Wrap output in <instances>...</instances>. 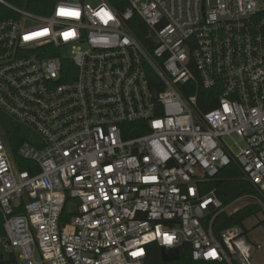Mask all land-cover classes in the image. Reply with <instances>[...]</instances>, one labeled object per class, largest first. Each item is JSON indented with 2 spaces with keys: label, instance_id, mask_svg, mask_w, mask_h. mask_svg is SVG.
Here are the masks:
<instances>
[{
  "label": "built area",
  "instance_id": "built-area-1",
  "mask_svg": "<svg viewBox=\"0 0 264 264\" xmlns=\"http://www.w3.org/2000/svg\"><path fill=\"white\" fill-rule=\"evenodd\" d=\"M4 5L0 113L33 139L19 171L0 137V252L146 264L150 244L188 245L193 261L250 264L240 228L213 236L225 208L201 189L234 164L264 209V0Z\"/></svg>",
  "mask_w": 264,
  "mask_h": 264
},
{
  "label": "trees",
  "instance_id": "trees-1",
  "mask_svg": "<svg viewBox=\"0 0 264 264\" xmlns=\"http://www.w3.org/2000/svg\"><path fill=\"white\" fill-rule=\"evenodd\" d=\"M57 1L59 0H0V23L16 15L14 11L4 4H9L37 14H48ZM139 39L141 40L142 38L139 37ZM202 93L207 96L211 94L210 91H203ZM213 106L214 104L207 109ZM0 136H2L9 145L18 170L23 171L30 168L31 164L29 162H22L15 156V152L20 144L26 141L31 142L33 139L30 130L0 113ZM201 191L203 194L214 192L221 201L223 208L245 196L257 195L255 187L244 179L240 169L234 164L223 168L217 176L204 182ZM261 211V207L257 204H250L243 206L231 214L225 211L218 212L211 223L214 237L220 240L221 233L233 227L240 228L242 235L245 236L246 230L244 222L249 218L256 217ZM69 216L67 211H65L63 218L67 219ZM210 219L211 216H208L207 221ZM163 251L165 255L172 259L166 262L163 261L162 248L157 244L148 245L146 264H227L226 262L193 261L190 257V248L188 245L180 246L174 250ZM0 264H17V261L13 255L0 252ZM231 264H239V262L233 258Z\"/></svg>",
  "mask_w": 264,
  "mask_h": 264
},
{
  "label": "rangeland",
  "instance_id": "rangeland-1",
  "mask_svg": "<svg viewBox=\"0 0 264 264\" xmlns=\"http://www.w3.org/2000/svg\"><path fill=\"white\" fill-rule=\"evenodd\" d=\"M250 204H257L261 207L256 199L244 197L225 207L224 211L231 214L243 206ZM261 210L262 211L258 213L256 217L249 218L244 222L246 230L245 239L251 246L250 264H264V209L261 207ZM257 245H259V247H257Z\"/></svg>",
  "mask_w": 264,
  "mask_h": 264
},
{
  "label": "snow or ice",
  "instance_id": "snow-or-ice-1",
  "mask_svg": "<svg viewBox=\"0 0 264 264\" xmlns=\"http://www.w3.org/2000/svg\"><path fill=\"white\" fill-rule=\"evenodd\" d=\"M58 14H60V15H73V16L78 15V13L68 12L65 9H60ZM98 15H100V14L98 13ZM104 16H108L109 18H111L110 14H108L106 11L103 13V16L101 18L103 19ZM171 239H172L171 237H168L169 242H171ZM137 254L138 253H134L133 255H137ZM212 255H215V253L213 252Z\"/></svg>",
  "mask_w": 264,
  "mask_h": 264
},
{
  "label": "water",
  "instance_id": "water-1",
  "mask_svg": "<svg viewBox=\"0 0 264 264\" xmlns=\"http://www.w3.org/2000/svg\"><path fill=\"white\" fill-rule=\"evenodd\" d=\"M69 1L75 2L76 0H69ZM163 250H164V249L162 248V259H163V261L166 262V261L172 259V258H169L167 255H165V253H164ZM35 258L37 259V255H35Z\"/></svg>",
  "mask_w": 264,
  "mask_h": 264
},
{
  "label": "crops",
  "instance_id": "crops-1",
  "mask_svg": "<svg viewBox=\"0 0 264 264\" xmlns=\"http://www.w3.org/2000/svg\"><path fill=\"white\" fill-rule=\"evenodd\" d=\"M244 198V197H243ZM242 199V198H241ZM213 221V220H212ZM212 221H211V223H212ZM210 227H211V224H210ZM212 230V229H211ZM212 234H213V232H212ZM214 236V235H213ZM216 239V238H215Z\"/></svg>",
  "mask_w": 264,
  "mask_h": 264
}]
</instances>
